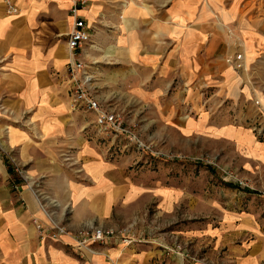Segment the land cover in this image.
<instances>
[{"label":"crops","instance_id":"crops-1","mask_svg":"<svg viewBox=\"0 0 264 264\" xmlns=\"http://www.w3.org/2000/svg\"><path fill=\"white\" fill-rule=\"evenodd\" d=\"M12 1L15 14L0 0V264H186L150 241L75 247L81 230L139 220L147 191L129 161L101 141L96 114L74 109L66 76L72 0ZM87 1L80 15L91 42L80 59L100 103L142 107L167 122L172 108L219 107L226 115L261 91L226 58L264 60V22H249L240 7L264 0ZM234 26L236 40L227 31ZM234 130L218 128L227 137ZM256 153L264 161V145ZM35 222L69 234L42 239ZM229 251V264L264 261L263 240Z\"/></svg>","mask_w":264,"mask_h":264},{"label":"rangeland","instance_id":"rangeland-1","mask_svg":"<svg viewBox=\"0 0 264 264\" xmlns=\"http://www.w3.org/2000/svg\"><path fill=\"white\" fill-rule=\"evenodd\" d=\"M240 7L249 22H264V6ZM229 29L236 40L240 29ZM239 55L241 61L229 62ZM239 55L226 62L247 72L262 93L254 92L251 103L227 107L226 115L218 113L219 107L172 108L169 121L160 122L142 107L129 111L101 103L121 116L127 131L142 143L97 127L112 157L129 161L147 191L137 204L143 207L139 220L119 230H132L162 251L181 248L183 256L177 257L186 264H229L224 260L230 246L264 241V161L256 153L264 145V60L246 61ZM245 115L250 117L245 120ZM223 126L242 132L223 136L218 131Z\"/></svg>","mask_w":264,"mask_h":264},{"label":"built area","instance_id":"built-area-1","mask_svg":"<svg viewBox=\"0 0 264 264\" xmlns=\"http://www.w3.org/2000/svg\"><path fill=\"white\" fill-rule=\"evenodd\" d=\"M7 11L10 14L17 13V7L12 0H3ZM88 5L87 0H72L70 16L73 20V27L68 36V49L71 55L70 62L66 67V76L68 82V92L71 96L75 110H81L88 113L96 114V126L105 129L112 134H120L125 136L130 142H137V136L131 131H127L121 116L116 113L104 109L96 98L92 88L93 78L89 74L88 67L80 59V53L85 46L91 42L89 27L80 12ZM242 56H237L234 60L241 61ZM142 144V143H140ZM36 228L41 234L42 239H49L59 242L61 238L69 232L65 227L52 224L45 227L41 223L35 222ZM146 242L140 235L135 234L132 230H112L93 228L79 231L75 236V247L79 250H93L96 245L100 246H116L124 245L132 247L137 244ZM166 256H183L181 248H168L164 250ZM112 264H118L112 262Z\"/></svg>","mask_w":264,"mask_h":264}]
</instances>
